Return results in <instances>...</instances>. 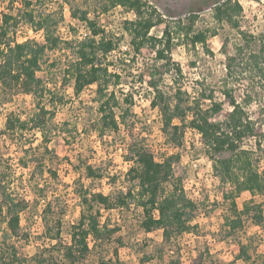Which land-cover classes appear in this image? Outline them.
Masks as SVG:
<instances>
[{"label":"trees","instance_id":"trees-1","mask_svg":"<svg viewBox=\"0 0 264 264\" xmlns=\"http://www.w3.org/2000/svg\"><path fill=\"white\" fill-rule=\"evenodd\" d=\"M37 2L40 0H23V7L17 14L7 9L0 18V113L4 118L0 136L22 145L23 155L18 159L19 166L28 168L29 163L34 164L27 180L29 186L36 189L34 195L46 199L47 185L39 186L44 172L50 178L57 177L55 170L46 167V161L52 162L57 158L48 147L52 135L63 126H68L65 122H55L58 114L69 106L67 87L71 88L76 98L85 89L93 88L96 113L93 132L97 136L101 138L106 133L117 134L123 128L129 140L122 157L128 164L126 185L110 194L92 192L82 187L76 190L81 212L77 223L71 226L68 242L63 241L60 218L53 217L64 212L58 197L54 195L45 201L41 210V234L44 240L50 242V247L45 249L46 254L41 252L34 255L33 264H82L93 244L109 239L119 230L118 227L107 228V224L102 222L101 209L110 211L128 209L131 205L139 207L142 230L147 233L160 230L164 243L168 244L192 228L197 205L184 192L177 168L180 155L174 153L157 159L143 139L136 135L134 121L130 120L134 96L120 87L122 75L109 68L114 65L108 61L110 55L117 51L120 41L124 39L105 31L97 23L96 17L109 8L120 7L133 15L132 19L123 23V31L131 48L130 60L140 68L130 75L135 80L130 81V88L137 83L150 91L149 105L160 113L161 132L167 144L179 149L184 130H194L199 136L204 155L211 162L215 178L219 184L232 188L229 194L223 193L225 198L231 199L229 210L232 217L224 221L228 235H233L241 227L242 216L249 218L253 224H264V171L258 170L264 156V110L260 119L250 117L244 106L251 98L238 99L234 85H229V78L234 80L246 70H255L264 80V32L253 35L241 28L238 18L242 16V6L238 0H220L211 5L213 20L234 29L238 43L233 45V51L229 54V40L225 38L223 41L221 53L225 58V73L217 89L202 87L198 90L193 87V92L184 88L181 66L173 61L171 52L176 46L174 40L177 36L180 45L193 48L200 45L212 54L207 39L214 36L216 31L207 29L193 32L195 15H190L187 27L182 26L180 21L172 27L164 15L146 1L108 0L107 4H102L95 11L92 18L87 10H72L71 18L83 23L89 35L81 39L75 35L63 39L57 33V27L63 22L62 9L38 11L34 7ZM21 24L33 33H42L43 41H18L16 34ZM160 27L159 36L150 34L151 29ZM58 51L69 54L60 67L63 80L69 86L58 85L52 75V70H56L61 62L59 59L49 61L47 53ZM124 55L128 56V51L123 52ZM117 58L116 62L124 63ZM18 95L30 99L33 106L31 114L20 116L7 108L11 98ZM36 134L40 135L41 140L33 146L32 137ZM26 139L27 147L23 143ZM250 141L254 142V147L246 148L245 144ZM259 152L261 155H258ZM82 164H85L87 178L93 181L104 178L102 169L94 168L85 161ZM9 169L8 176L17 178L10 166ZM5 178V174L0 176V224L4 225L1 229L0 264H24L26 260L18 255L14 241L30 240V234L22 228L21 215L32 203L14 185V181L12 183ZM111 180L114 178L111 177ZM243 192H247L250 199L244 201L239 210L235 198ZM256 195L261 197V202L252 199ZM238 248V260L245 264H264V257L253 259L248 254L247 244L239 241ZM174 256L166 264H185L181 257ZM204 260V254L200 252L187 264H203Z\"/></svg>","mask_w":264,"mask_h":264},{"label":"rangeland","instance_id":"rangeland-1","mask_svg":"<svg viewBox=\"0 0 264 264\" xmlns=\"http://www.w3.org/2000/svg\"><path fill=\"white\" fill-rule=\"evenodd\" d=\"M9 1L11 2V0H0V18L3 11H7V9L17 14L18 10L23 7V0H13L10 8ZM142 1H146L158 9L172 27H175L178 21L182 26L187 27L190 15H195L196 18L192 25L193 32L207 29L216 31L214 36L207 39L208 48L212 54L207 53L200 45L195 48L180 45V40L175 36L176 46L172 50L171 56L173 61L181 66L184 76L183 86L186 90L193 92V87L198 90L202 87L217 89L216 87L225 73V58L221 53L223 41L225 38L229 40V54L233 51V45L238 43L237 33L234 29L226 23L218 24L213 20L211 5L220 0ZM238 1L242 6V16L238 18L241 28L253 35L264 32V0ZM107 3L108 0H40L34 7L38 11L44 9L48 12L58 11L61 8L63 22L57 27L58 35L63 39H69L73 35L81 39L88 36L89 32L83 23L71 18V11L87 10L90 13L89 17L92 18L95 11H98L102 4ZM132 18L131 13L125 12L120 7L109 8L107 12H102L96 17L97 23L102 29L115 34L116 37H124L120 41L117 51L108 59L114 64L109 68L122 75L120 87L124 89V92L128 91L134 96L131 108L133 116L130 117V120L134 121L136 135L143 139L157 159L174 153L180 155L177 168L180 170L184 192L188 199L197 205V211L191 223V230L176 237L172 244H168L164 243L160 230L148 233L142 230L140 227L142 212L139 207L131 205L128 209H112L110 211L101 209L102 222L107 224V228L118 227L119 230L114 232L109 239L93 244L82 264H101V262L106 264H166L167 260L174 255V257H181V260L187 264L193 256L200 252L205 257L203 264H245L236 258L239 252V241L248 245V254L253 259L264 257V224H253L249 218L242 216L241 227L237 228L233 235H228L224 221L227 217H232L229 210L231 199L225 198L223 193L229 194L232 188L229 185L219 184L215 178L211 162L204 155L200 146L198 134L187 128L184 130L182 145L179 149L168 145L161 132L160 113L149 105L150 91L145 87H140L137 83L132 89L130 88V81H135L130 75L140 69L136 62L130 60L131 48L128 46V38L123 31L124 21ZM160 29L161 27L153 28L150 34L159 36ZM16 38L18 41L26 39L43 41L42 33H33L23 24L17 31ZM125 51H128V56H122ZM47 54L49 61L59 59L61 62L56 66V70H52L53 78L56 79L57 84L69 86L67 82H64L60 70L69 54L59 51ZM115 57L122 59L124 63L116 62ZM140 59L138 60L140 61ZM259 76L260 74H257L255 70H246L240 75L238 74L234 80L229 78V85L231 86L230 83L234 85V93L238 99H247V96L251 98L244 107L253 119H260L264 110V80ZM66 93L70 98L69 106L58 114L55 122L59 124L65 122L68 126H63L61 130H57L58 133L52 135L48 147L57 158H54L52 162L46 161V167L55 170L57 177L50 178L48 173L44 172L42 180L40 178L39 181L40 187L44 183L47 185L46 199L43 200L42 197L35 196L36 189L28 184L27 180L34 169V164L29 163L28 168L19 166L18 159L23 155L22 145L19 142L11 143L7 137L0 136V176L5 174V179H10L12 183L14 181V185L18 187L19 191L22 190V193L32 203L30 208L21 215L22 228L28 231L30 240L28 242L14 241L18 248V255L26 260L24 264H33L34 255L41 252L46 254L45 249L50 247V242L44 240L41 234L43 232L41 210L45 201L52 199L54 195L58 197L64 212L63 215L53 217L60 218L62 238L63 241L68 242L71 226L77 223L81 212L76 190L82 187V189L92 192L103 191L105 194H110L126 185L125 173L128 164L123 161L122 157L126 153L129 139L125 130L121 128L117 134L106 133L100 138L96 132H93L96 127L93 88L85 89L79 98L73 96L70 87H67ZM117 94L119 95V93ZM216 96L221 97L218 92H216ZM7 108L20 116H27L33 110L30 99L23 95L13 96L7 104ZM3 126L4 118L0 113V130ZM64 128L65 130H63ZM32 138L33 146H36L41 140L39 134ZM27 139L23 142L26 147L29 145ZM245 145L246 148H253L254 142L250 141ZM259 153L258 155H261ZM254 158L256 159V156ZM256 160L258 161V159ZM82 161L94 168L102 169L105 172L104 178L100 181L87 178L84 170L85 164H82ZM258 165V170L264 171V156ZM9 166L17 178L13 179L8 176ZM111 177L114 180H111ZM249 199L250 195L247 192L236 197L235 203L238 209L241 210L244 201ZM252 199L257 203L262 201L258 195ZM3 227L4 225L0 224V240Z\"/></svg>","mask_w":264,"mask_h":264}]
</instances>
